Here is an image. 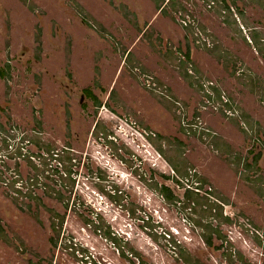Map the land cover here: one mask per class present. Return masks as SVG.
<instances>
[{
	"label": "rangeland",
	"instance_id": "rangeland-1",
	"mask_svg": "<svg viewBox=\"0 0 264 264\" xmlns=\"http://www.w3.org/2000/svg\"><path fill=\"white\" fill-rule=\"evenodd\" d=\"M181 1H171L176 8L172 9L178 10L177 5L183 4ZM209 1L185 0L186 12L192 10L201 22L212 23L211 43H216L209 49L202 47V56L196 49V60L191 67L196 73L194 78L181 73L185 66L162 44L163 34L170 37L172 29L180 42L178 24L157 15L152 0H138L143 22L153 27L146 40L154 41L155 45L151 49L139 44L138 53L133 57L143 60V65H139L142 70L159 76L158 86H165L168 97L176 104L165 101L164 96L155 92L148 100L136 103L134 97L139 96V84L125 86L127 94L117 90L120 95L116 93L115 99L128 105L124 106V114L132 115L135 121L134 127L117 121L124 130L117 136L122 143V158L127 161L131 157L129 163L137 169L136 176L101 154L89 138L85 147L84 143L74 147L75 158L81 157L80 175L71 194L72 210L62 228L69 244L59 251L57 264H264V0H236L229 12L218 0L211 11L206 10ZM115 33L121 40L130 38L123 27ZM141 33L138 25V38ZM154 35H158L157 39ZM79 52H76L78 57ZM80 57L75 63L78 77L76 82L72 81L76 91L87 80L92 82L87 79L92 65L83 63L84 56ZM109 59L103 68L107 91L114 81L108 70ZM120 81L123 79L118 78L114 86L118 88ZM200 81L203 85L218 84L219 91L231 102L233 119H225L218 107L217 112L207 109L203 119L200 116L196 121L197 135L191 132L185 139L179 126L192 118L195 109L202 108ZM46 84L51 86L49 82ZM56 100L59 102L57 96ZM176 108H181L183 118L176 114ZM103 117L113 118L109 113ZM84 119L85 128H89L91 118ZM137 125L147 131L148 141L139 130H134ZM209 128L217 134L218 141H210L203 131ZM46 129L48 132L51 128ZM84 153L91 156L86 157L91 171L92 162L97 164L96 176L84 173ZM165 159L177 165L176 175L181 184L164 179L175 176ZM150 171L155 173L157 183H164L163 178L165 184H170L180 204H167L146 181L139 180L143 173ZM99 174L105 177V183H98ZM183 174L187 175L183 177ZM194 183H203L201 193L189 202L183 193L186 185L193 187ZM116 190L125 194L117 195ZM54 208L63 212L60 205ZM226 214L233 220L224 221ZM3 217L10 222L9 231L17 235L15 222L19 223L13 213ZM210 234L213 247L207 246L203 239ZM223 238L228 245L215 249ZM173 242L178 248L173 247ZM121 251L128 259L120 256ZM137 256L142 263L137 261Z\"/></svg>",
	"mask_w": 264,
	"mask_h": 264
},
{
	"label": "flooded vegetation",
	"instance_id": "flooded-vegetation-1",
	"mask_svg": "<svg viewBox=\"0 0 264 264\" xmlns=\"http://www.w3.org/2000/svg\"><path fill=\"white\" fill-rule=\"evenodd\" d=\"M152 1L157 15L169 22L174 20L180 27L177 31L180 42L172 29L170 37L163 34V47L168 46L177 61L183 63L185 70L182 74L195 78L196 73L191 67L196 60V49L201 55L203 48L209 49L216 44L211 43L212 23L201 22L192 10L186 12L185 0L177 5L178 10L172 9L175 8L173 0ZM218 1L225 11L232 10L231 0ZM215 3L216 0H210L206 10L211 11ZM138 25L141 38L137 36ZM118 27L127 30L129 34L126 35L130 38L126 36L121 40L115 33ZM152 28V24L143 22L138 0H0V218H3L0 220V264H57L59 251L69 244V237H64L62 228L72 210L74 200L71 194L80 175L81 157L75 158L76 145L84 143L85 147L89 138L101 154L138 175L137 169L130 166L131 157L128 156L127 161L122 158V143L117 136L124 133L117 121L132 127L135 121L132 115L124 114V106L128 105L115 99L116 93L120 95L118 91L121 90L127 94L125 86L134 84L138 87L139 84V96L134 97L136 103L148 100L155 92L164 96L165 101L176 104L168 97L169 90L158 86L159 76L142 70L139 65H143V60L133 57L138 53L139 44L153 49L155 42L146 40ZM168 28H171L170 24ZM154 36L157 39L158 35ZM77 50H80V56H84L83 63L92 65L87 75L92 82H84L80 91L72 86L78 77L75 63L81 58L76 55ZM108 58H111L108 70L114 81L110 82L113 86L108 85L107 91L103 68ZM118 78L123 81L117 88L114 85ZM217 85L216 82H207L198 87L202 108L195 109L192 118L179 126L185 139L191 132L197 135L196 121L207 109L213 108L217 112L219 108L220 115L232 121L231 102ZM134 108H138L137 105ZM176 110V114L182 117L181 108ZM105 113L113 118H104ZM85 116L91 118L89 128H85ZM47 126L51 128L48 132ZM134 130H139L148 141L145 129H139L137 125ZM203 131L209 135L210 141H218L217 134L210 128ZM150 134L154 136L152 132ZM179 144L183 146V143ZM83 157L84 173L96 176L97 164L92 162L94 170L91 171L86 158L91 156L84 153ZM172 172L175 176L165 177L166 181L180 179L177 172ZM99 175L98 183H105V177ZM139 180L146 181L164 202L166 200L153 187L154 184L157 188L166 186L174 190L170 184H165L163 178L164 183H157L153 171L143 173ZM202 184L186 185L183 198L187 191L198 197ZM116 193L125 194L120 190ZM204 195L209 197L207 193ZM52 204L54 207L60 205L63 212ZM10 213L19 223L15 222L17 235L9 231L10 222L3 217ZM131 213L135 214L134 210ZM224 218L233 220L227 214ZM219 240L221 245L215 249L228 245L224 238Z\"/></svg>",
	"mask_w": 264,
	"mask_h": 264
},
{
	"label": "trees",
	"instance_id": "trees-1",
	"mask_svg": "<svg viewBox=\"0 0 264 264\" xmlns=\"http://www.w3.org/2000/svg\"><path fill=\"white\" fill-rule=\"evenodd\" d=\"M231 1H232V4L235 5L236 0H231ZM253 39H254V41H256V40H257V36L254 35V36H253ZM158 138H159V139H162V137H160V136H158ZM179 146H182V145L179 144ZM157 152H158L161 156L164 155L163 152H162L160 149H158V148H157ZM165 160H166L167 163L171 166V168H172L173 171H175V172L178 171V170H177V165L174 164V163L172 162V160H169V159H165ZM178 172H179V171H178ZM186 175H187V174H183V177L186 176ZM164 179H166V178H164ZM175 182L178 183V184L180 183V182H178V180H175ZM153 187L159 192V194H160L161 196L164 197V199L166 200V202H167L168 204H175V203L180 202V199L177 198V197L173 194L172 190H170L168 187H166V186H161L160 188H157V185H156V184H154ZM195 196H196V194L187 191V193L185 194V199H186L187 201L191 202V201H193V199L195 200ZM223 220H224V221H228L229 219H225V218H224ZM112 239H113L114 241H116L114 238H112ZM203 239H204V241H205V243H206L207 246H211V239H212V238H211L210 235H208V236H206V237H203ZM172 245H173L174 248H178V245H177L175 242H173ZM120 256L123 257V258H125V259H128L126 253L123 252V251L120 252ZM137 259L139 260L140 263L143 262V261H142V262L140 261V257H138V256H137Z\"/></svg>",
	"mask_w": 264,
	"mask_h": 264
}]
</instances>
